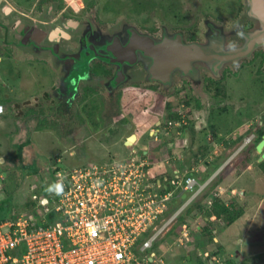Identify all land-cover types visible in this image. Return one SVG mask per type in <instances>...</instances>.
Wrapping results in <instances>:
<instances>
[{
  "label": "rangeland",
  "instance_id": "obj_1",
  "mask_svg": "<svg viewBox=\"0 0 264 264\" xmlns=\"http://www.w3.org/2000/svg\"><path fill=\"white\" fill-rule=\"evenodd\" d=\"M72 1L75 3L79 2L77 3V9H74L66 0H0V56H2V61L0 62V83L7 85L6 89L0 87V98L7 99L5 105H3L4 114L0 115V160H2L0 163V204L2 201L7 204L8 218L14 216V211L19 214L17 217L20 215L23 217L32 216L34 214L33 210L38 208L37 205L40 198H55V192H50L48 189L58 182L54 178L56 172H60L62 177L66 178L68 172L74 167L87 163H109L114 161L115 158L123 160L127 158L128 154L127 150H122L117 141L111 139V136L110 138L108 135L104 136L100 131H98V134L102 136L99 138H88L87 140H84L83 137L75 134V132L72 134L68 133L66 130L70 127L68 125L70 123L67 115L56 118L52 116L51 111H45L44 115H31V117L27 118L14 115L11 105L8 104L9 101L18 98L22 99L26 95L36 96L38 94L37 98H41L40 95L43 89L46 90L61 75V63L52 56L51 51L33 53V57L37 59H40L39 54H46L45 57L47 59L46 61H37L38 63L32 67L34 70L27 69L22 65L23 63H16L21 55H19V50L15 48L19 46L14 37L16 33L14 29L15 23L39 28L48 33L52 28L63 25L66 20L76 18L79 23L77 28L70 29L65 27L64 30L71 38L77 40L80 37V43L88 30L91 32L89 36L91 42L97 35L101 36L102 41L113 35H119L122 40H125L127 38L126 30L129 28H134L141 34H147L144 32L148 31L151 33V30L159 31L160 28L166 27L164 32H166L167 36L175 34L171 32L174 28L187 36L192 31L201 35L204 33V39L201 38L203 40L198 44L207 48L221 46L225 51L241 48L245 40L253 33L255 26H257L255 21L249 16L247 0H243L244 6L241 12L238 9L241 0ZM81 5L83 8H81ZM65 7L71 8L75 14L70 13L68 15L63 13ZM5 8L9 9L8 16H5ZM245 21L251 22L252 26L249 31L244 33L242 32V27ZM210 26L219 30V41L210 38ZM240 30L242 34H240ZM237 34L242 36V40L237 39V43H233ZM153 38L158 40L159 37L153 36ZM41 44L43 45L40 50H50L49 46L51 44L47 41L43 40ZM261 48L259 47L256 50ZM62 53L64 54V52ZM67 54L70 53L65 55ZM251 57L242 58L234 64L223 65L216 76L211 72L210 63L195 62L193 64L195 72L184 77L189 80L194 79L192 82L197 87H200L202 78L207 75L218 78L224 71L229 77L224 82L226 85V98L222 102L213 103L211 99L200 95L203 96L200 97V106L205 111L198 114L197 125H199L201 130L207 128L204 130L207 132L212 131V133V125L220 126L219 129L222 136L219 139L217 138L218 140L207 136L202 142L206 143L209 138L210 144L216 145L215 155L217 156L216 159L212 160L213 164H231L230 166L236 171L243 170L239 171L238 174L230 169L223 171L221 175L223 177L221 182L223 189L217 188V191L223 192L226 189L234 188L236 191L234 200L238 208L242 209L241 217L230 226H226L221 220L216 219L213 222L208 220L213 224L211 229H213L215 236L225 233L226 247H231L232 253L235 254L234 250L236 249L240 250L242 257L245 259L242 262L236 261L237 264H264V174L256 165V160L259 156L255 152L254 146L258 140L256 139L246 148L244 144L249 137L251 138V134L256 129L255 125L258 115H262V120L264 121V84L262 87V78H255L254 74L252 76L253 80L247 76L245 79L236 81L235 77L232 78L233 71L230 69H236L235 67ZM45 70L46 76L44 74ZM236 70L237 72H234V74L237 77H241L244 70L242 72L239 69ZM31 71L32 75L33 71L35 72L34 79H31ZM177 73L175 72L174 75ZM127 74L130 75L131 71L127 70ZM245 74L247 75V72ZM131 76L133 78L130 79L129 83L122 86L124 93L134 92L133 88H131L134 85L132 82H142L144 73L141 71L135 75L131 74ZM258 83L260 87H258ZM47 92L54 100V91L48 89ZM137 92V95L134 93L132 96H139L145 91ZM197 94L201 93L198 92ZM0 101L3 100L0 99ZM171 101H174V104L176 103L174 98ZM139 103L141 106L144 102L142 99H138L134 103L135 106H133L135 110L140 108ZM40 104L43 105L44 103ZM255 106V115L254 113L248 115L246 112L255 108ZM109 107L111 105H107L108 112L104 115V123L106 124L111 122L108 114H113L116 111H109ZM43 108L47 110L49 106L44 104ZM157 108H160L159 104ZM220 108H225L226 111L224 113L218 112ZM35 111L37 112V110ZM238 113L240 116L237 115ZM72 116L73 118L71 117L70 119H73L74 126L80 128L79 122L74 118V115ZM241 116L243 122L236 125L237 119H240ZM43 120L44 126H39V123ZM251 122H253L252 129L250 128V131H246ZM80 129L85 132L84 128ZM91 129H88V131L94 132ZM83 131H81V136L84 135L82 134L84 133ZM90 135L92 134L90 133ZM80 138H82V143ZM226 140L230 141V143L235 141V144H231L228 148L218 152V147ZM26 141H28V144L22 150V158L24 160L22 159L21 162V158L17 156L16 149ZM31 161H35L37 168V174L35 175L26 174L27 172L20 166L21 163L25 164V162L30 163ZM239 164H241V168L237 169L236 167ZM160 170V165L154 166V171L158 172ZM3 174H5L4 177ZM209 175H205V179L202 177V181L203 179L206 180ZM217 181L218 177H214L209 181L206 190L198 199L199 203H204L205 195H208L210 190L214 188L212 185ZM3 189L7 190L6 196H3ZM226 197L227 195L224 193L219 196V199L222 198L225 203H228L229 200ZM185 199L186 194H183L179 201L170 203L167 216L176 211ZM30 202L34 203L33 207L26 208L25 204ZM191 208L193 209V207ZM179 216L178 220L171 226L170 231L158 237L153 244L151 254H154V260L161 257L165 264H184L188 262L189 256L185 250L181 247L173 246L172 241L176 238L175 234L181 232L180 223H186L188 218L194 216L193 214H188L187 210ZM204 224L206 223H204L202 216L199 219L198 226H201L199 230L205 226ZM192 229H194V226ZM192 233L193 231L191 235ZM201 258L204 261L206 260L203 256ZM224 258L222 256L223 260Z\"/></svg>",
  "mask_w": 264,
  "mask_h": 264
},
{
  "label": "built area",
  "instance_id": "obj_2",
  "mask_svg": "<svg viewBox=\"0 0 264 264\" xmlns=\"http://www.w3.org/2000/svg\"><path fill=\"white\" fill-rule=\"evenodd\" d=\"M0 109L2 115V104ZM178 163L125 158L74 167L66 178L56 172L61 195L40 198L32 216L0 222V264H165L161 257L154 260L153 244L197 204L210 181L198 183L196 168L176 172ZM224 193L218 190L213 198ZM183 194L184 202L167 216L170 203ZM211 204L212 199L204 206ZM180 225L174 246L189 254L191 226ZM201 253L205 264H224Z\"/></svg>",
  "mask_w": 264,
  "mask_h": 264
},
{
  "label": "flooded vegetation",
  "instance_id": "obj_3",
  "mask_svg": "<svg viewBox=\"0 0 264 264\" xmlns=\"http://www.w3.org/2000/svg\"><path fill=\"white\" fill-rule=\"evenodd\" d=\"M66 1L74 9L78 8V1L76 3L72 0ZM243 6L244 1L241 0V3H239L238 6L240 12L242 11ZM81 8H83L82 5ZM70 9L71 8L65 7L63 13H67L69 15ZM74 14L75 13H73V15ZM72 21L78 22L76 18H70L66 20L63 25L56 26L51 29L50 32H53L55 29L61 30L63 35L60 38L49 40L47 37L43 39L44 41H47L49 44H51V46H49V49H52L51 51L53 52V54L57 53L58 56L60 55L61 57L66 53H70V55H77V51L80 52L82 50L80 37H78L77 40L71 38L70 36L68 38L65 37L64 28L68 25L70 26V22ZM246 21L243 23L242 27V32L244 33L249 31L252 26L251 22ZM165 29L166 27L160 28L159 31L151 30V33L148 31L144 33H147L152 37H159L158 40H160L164 37H168L166 32H164ZM126 32H129V29H127ZM171 32L175 34L169 36L170 38L173 36H178L181 38L184 44L200 43L205 37L204 33L201 35L198 32L194 31L189 33L187 36L186 34L180 32L178 29L174 28L171 30ZM242 32L240 30V34H242ZM240 34H237V37L235 38L233 43H237V39L242 40V36ZM210 38L212 40L219 41L220 32L217 33L212 29ZM56 45H58V51L54 52L53 48H55ZM50 50H42L40 51V53H46ZM62 52H64V54ZM52 56L57 59L56 56ZM39 60L46 61L47 59L46 57H43V59ZM124 67L126 68L125 74L127 79L122 84H116L114 82V79L117 75L118 67L93 59L89 61L87 71L90 79L86 81H84V79L78 82L76 86L77 92L74 93L70 91V94L72 95L71 97H58L57 99H54L55 103L66 101L65 114L69 117L68 121L70 123L68 124L70 127L66 130L68 133L72 134L73 132H75V134L83 137L84 140H87L88 138H99L102 135H108L109 138L111 136V139H114V141H117V143L120 144L123 151L127 150V158L130 159L146 157L150 160V162L158 164L164 161H169L170 159H174L175 161L180 160V163H178V165H176L175 167V171L180 173H183L187 169L190 170L196 168L195 166L192 168H185L184 163L187 161H191L192 163L194 161L195 165H197L199 163L204 164L205 162H211L213 160L212 158H216V148L214 147V144H210V139L208 138L206 143H202L203 139H206L207 136H210V138H216V136L212 133V131H210V129V132L204 130L207 128H203L201 130V128H199V125H197V120L199 119L198 114L205 111L200 106V97H203L200 95H204L206 98L211 99L213 103H219L225 100L223 99L222 101H217L213 97L212 93L208 92L207 90V86L212 85L210 83L209 85L207 84L208 80L215 81L220 77L214 78L213 76H204L202 78L200 87H197L194 86V83L192 82L194 79L189 80L184 78L187 75H192L193 72L191 73L189 71L184 73L183 71H178V73L174 75V73L177 71H173L171 72L170 79L168 80L164 79L160 81L144 79L142 82L133 81L132 83L134 85L131 86V88H133L134 92L124 93L122 86L128 84L130 79L133 78L131 74L135 75L137 72H145L144 65L139 61L131 64L130 66L125 65ZM235 68L241 70V72L242 70H244V72L241 74V77H237V75L234 74V72H237V70L234 68H230L231 71H233V75L231 76L232 78L235 77L234 79H236V81L245 79L247 78V76H249L250 79L253 80L252 76L254 74L255 78H262L261 85L263 87L264 49L261 48L254 51L250 59H245V62L241 63ZM127 70L131 71L130 75L127 74ZM246 72L247 75L245 74ZM223 73L225 72L223 71L222 74ZM228 78V75H226L225 80H227ZM56 80H54L53 84H56ZM225 80L223 81V84L226 87L224 83ZM53 84L51 85L53 86ZM51 85L48 89L52 87ZM258 87H260L259 83ZM143 90L145 92H143L139 96H132L134 93H136L137 95V91ZM198 92L201 94H197ZM173 98L176 102L175 104L173 103L174 101H171ZM133 99L135 100L132 101ZM138 99H142L144 103L141 106L139 103L140 108L135 110L133 106H135L134 103ZM158 104L160 105V108H157ZM107 105H111V107H109V111L112 112L113 110H116L113 114H108L111 118V122L108 124L104 123V115L106 112H108ZM126 106L129 110L126 109ZM72 115H74V118H76V120L79 122L78 124H80V128H84L85 132L78 126H74V122L72 121L73 119H70L71 117L73 118ZM252 126L253 122L248 125V130L246 131H250V128ZM255 126L256 129L254 133L251 134V138L249 137L248 141L244 142L245 148L250 146L251 143L257 139L258 131H264V121L262 120V115H258L257 123ZM77 127L78 129L76 130ZM90 128H92L94 132L88 131V129ZM81 131L84 132L82 133L84 134L82 136ZM98 131H100L102 135H99ZM90 133L92 135H90ZM192 135L194 136L196 141H201L202 147H212L210 148L211 151L208 156H204V158L199 156V151L197 150V148H195V150L191 153L187 151L191 146ZM132 136H134V138L130 141L129 139L132 138ZM263 136L264 134H262L260 139L256 142V145L254 146L255 152L256 146L259 142L262 141ZM217 137L219 139L220 135H218ZM81 139L82 138H80V140ZM77 141L80 143L79 140ZM127 142H129V146L125 145ZM229 143L230 141H228V144ZM222 147H218V152L220 151V149L221 151H223L224 149L228 148L225 146ZM263 150L264 147L262 149V152L260 154H257L259 157L256 160V165L262 163L264 160L263 158L262 161L259 162L261 155L264 153ZM160 171L163 172V174L165 175L164 177L169 178L168 173H166V171L162 169V167Z\"/></svg>",
  "mask_w": 264,
  "mask_h": 264
},
{
  "label": "water",
  "instance_id": "obj_4",
  "mask_svg": "<svg viewBox=\"0 0 264 264\" xmlns=\"http://www.w3.org/2000/svg\"><path fill=\"white\" fill-rule=\"evenodd\" d=\"M247 1L249 16L257 26L239 49L225 51L221 46L207 48L198 43L184 44L178 36L171 38L168 36L157 40L147 34L137 32L134 28H129L125 40H122L119 35H113L102 41L101 36L97 35L90 42L91 32L88 30L81 42L82 50L77 55L67 54L61 57L57 53L53 54L52 49L50 50L61 63V75L53 88L54 98H68L72 96L70 91L77 92V83L84 79V81L90 79L87 71L89 61L93 59L118 67L114 79L116 84H122L127 79L124 66H130L137 61L144 64L146 74L144 72L143 80H168L173 71L195 72L193 68L195 62L210 63L211 72L216 76L223 65L234 64L242 58L251 57L257 48L264 47V0ZM78 25V22L72 21L67 28L74 29ZM210 28L219 33V30L212 26ZM65 37H69L67 32H65ZM53 49L54 52H57L58 45ZM181 60L183 61L181 62ZM183 65L185 68L182 67ZM133 138L134 136L129 140L131 141ZM125 145L129 146V142ZM263 147L264 136L256 146L257 154L262 152ZM263 158L264 153L259 162ZM1 162L2 160H0ZM3 175L5 176V174ZM214 176L215 174L210 179ZM226 195L230 196L231 192H226Z\"/></svg>",
  "mask_w": 264,
  "mask_h": 264
},
{
  "label": "trees",
  "instance_id": "obj_5",
  "mask_svg": "<svg viewBox=\"0 0 264 264\" xmlns=\"http://www.w3.org/2000/svg\"><path fill=\"white\" fill-rule=\"evenodd\" d=\"M5 10H6L5 16H8L9 9L5 8ZM48 10H49V8H48ZM69 11L71 14L74 13L71 9ZM14 29L16 30L14 37L17 40L19 46H28L31 44L32 45H34V44L38 45L44 38L48 37L49 40L58 39L63 35L62 31L59 29H55L53 32L48 33L49 34L48 35V34H46L45 31H43L39 28L26 26L22 23H20V24L15 23ZM225 78H226V74L223 73L220 76V78H218L217 80H215V81L208 80V82H207L208 85H209V83L212 84V85L207 86L208 92L212 93L213 97L217 101H222L223 99L226 98V90H225V86L223 84V81L225 80ZM46 94L47 93L43 92L42 93L43 96L41 95L42 97L40 100H39V98H33L29 101L24 102V104H22V105L24 106V108H29L31 113H33V114L36 113L39 116L44 115L45 111H51L52 116H55L56 118H61V116L66 115L65 114V112H66V101L65 102L61 101L59 103H55L54 100L52 99L51 95L49 96ZM44 95L46 97H49L50 100L45 98ZM40 103H42V104L44 103L45 105L47 104L49 106V108L47 110H46V108L44 109L43 108L44 104L41 105ZM250 105H251V103H250ZM12 107L14 109H16L14 111H16L15 114H17V116L23 114L22 109L20 108L21 106L19 107L17 104H14ZM31 109H33V110H31ZM35 110H37V112ZM225 111H226L225 108H220L218 110V112H221V113H224ZM246 113L248 115H251V113H254V115H255L256 106H255V108L249 109V111H247ZM237 115H239V113ZM240 122H243L242 116L240 119H237V122L235 124L238 125V124H240ZM39 126H44V120L39 123ZM39 126H37V127H39ZM219 127L220 126H218V125L217 126L212 125L213 134L215 136H217L218 133H221ZM231 129H232V127H231ZM262 134H264V131H258L257 132V135H258L257 140L260 139ZM234 142H232L230 144H235ZM195 143H197V141L195 140L194 136L192 135L191 146H190L191 149ZM199 143H200V146H199ZM27 144H28V141H26L25 143H22L16 149L17 150V156L19 158H21V162L23 159L22 158V150ZM230 144L225 143V147H229ZM198 148H199V150H198L199 156H201L202 158H204V156L205 157L208 156L210 151H211V149L209 147H202L201 141L198 142ZM196 159H194V160H196ZM20 166L27 172L26 174H28V175L37 174L36 173L37 168L35 165V161H31L30 163L25 162V164L21 163ZM257 166L264 174V162L257 164ZM218 183H219V181L215 182L214 185H212V186L214 188H216V186L219 185ZM213 189H211L210 192L208 193V195H205V196H208L209 198L211 196H213L212 195ZM3 192H4L3 196H6L7 190L3 189ZM211 199H212V204L209 208H206L205 206L203 207L199 204H196L193 207V209L192 208L188 209L187 213L192 214L193 212H195L197 215L202 214L204 219H206L207 221L211 216H215V218L217 220H221L226 226L232 225L235 221H237L241 217L242 209L238 208V205L236 203L230 202V200L228 198H227L229 200L228 204H226L222 200V198L218 199V198L211 197ZM4 202L2 201L0 204V222L4 221L6 219L14 220L19 214H17V211H14V214H13L14 216L8 218V210H6L7 204H5ZM33 205H34L33 202L25 204L26 208L33 207ZM200 231L204 232L205 238L208 240V242H210V243L213 242V237H215V234H214L213 229H211V227L209 228V227L204 226L200 229ZM215 253L217 254L219 252H214V254ZM187 263H189V264H205V261L200 256H197L196 252L195 253L193 252L190 254V257L188 258V262H186L184 264H187ZM224 264H234V262L233 263L232 262H224Z\"/></svg>",
  "mask_w": 264,
  "mask_h": 264
},
{
  "label": "crops",
  "instance_id": "obj_6",
  "mask_svg": "<svg viewBox=\"0 0 264 264\" xmlns=\"http://www.w3.org/2000/svg\"><path fill=\"white\" fill-rule=\"evenodd\" d=\"M42 45L43 44H41V43H39L38 45H28V46H16L15 48L17 49V50H19V55H21L20 56V59L16 62V63H23L22 65H24L27 69H30V70H34L32 67L34 66V65H36L38 62V60L39 59H37V58H35V57H33L34 55H33V53L34 52H40L41 50H40V47H42ZM39 48H38V47ZM13 47V46H12ZM32 48H34V50H32ZM37 48V49H36ZM40 55V59H43V57H45V54L44 55H41V54H39ZM8 57V56H7ZM2 56H0V62L2 61ZM27 63V64H26ZM35 72L33 71V75H32V71H31V74L30 75H32V77H31V79H34L35 78V74H34ZM44 74H45V76L47 75L46 74V70L44 71ZM56 80V79H55ZM57 81V80H56ZM52 86V85H51ZM54 86H55V84H53V86L50 88L51 90H53V88H54ZM0 87H2V88H7V85H5V84H2V83H0ZM50 87V86H49ZM49 87H47L46 89L48 90V88ZM13 90V89H12ZM45 89H43V91H42V93L43 92H45L44 91ZM47 90H46V95H49L50 96V94H48V92H47ZM1 91V90H0ZM14 91V90H13ZM19 91V90H18ZM38 95V94H37ZM37 95L35 96V95H29V96H23L22 97V99H14V100H12V101H9V103L8 104H10L11 105V107L14 105V104H17L21 109H22V112H23V114L22 115H19V116H17V114H15L16 113V111H14V110H16V109H14L13 107H12V110H13V113H14V115L15 116H17V117H22V118H27V117H31V115H38V114H36V113H31L30 112V110H29V108H24V106L22 105V104H24V102H26V101H29V100H31V99H33V98H37ZM42 95V94H41ZM40 95V96H41ZM43 96V95H42ZM41 96V97H42ZM44 97L45 98H47L48 100H50V98L49 97H46L45 95H44ZM4 98V97H3ZM1 100H3V101H0V104H2V105H5V103H6V101H7V99L5 98V99H2V98H0ZM39 99H41V98H39ZM31 110H33V109H31ZM6 112V111H5ZM28 112V113H27ZM4 114V113H3ZM2 114V115H3ZM14 115H12V116H14ZM31 120V119H30ZM218 135H220V136H222L221 135V133H218L217 134V136ZM216 136V138H218ZM218 140V139H217ZM200 140H197V143H195L194 144V146H192V149L191 148H189V150H187V151H189L190 153L192 152V151H194L195 150V148H197V150H199V148H198V142H199ZM225 143H227L228 144V141H226ZM225 143H223L220 147H222V146H225ZM230 144V143H229ZM202 145V144H201ZM199 146H200V143H199ZM229 146H231V144L229 145ZM214 147H216V145H214ZM209 148H212L211 146L209 147ZM223 148V147H222ZM220 151H221V149H220ZM219 151V152H220ZM213 160L214 159H216L215 157L214 158H212ZM214 162L213 161H211V162H205L204 164L202 163H199V164H197V165H195V162L193 161V163L191 162V161H187V162H185L184 163V167L185 168H192V167H196V169H197V171H198V173L197 174H195V178H196V180L198 181V183H203V182H205L206 180H208V178H211L214 174H215V176L214 177H218V181H219V185H217L216 186V188H214L213 189V194L215 193V192H217V188H222L223 189V187L221 186V182H222V179H223V177L221 176L222 175V173H223V171H225V170H227V169H230L231 171H233V172H235V173H239V171L241 172V171H243L242 169H240V170H238V171H236L235 169H233L232 168V166H230L229 164H227V165H224V164H219V165H217L216 163L215 164H213ZM244 164V163H243ZM229 165V166H228ZM199 168V170H198V168ZM204 169H203V168ZM241 168V164H239L236 168L238 169V168ZM250 167V166H249ZM248 167V168H249ZM251 168V167H250ZM188 170V169H187ZM186 170V171H187ZM211 172V173H210ZM210 174V175H209ZM205 175H209L208 177H206V180H204L205 179ZM217 175V176H216ZM1 176V175H0ZM3 177H4V175H3ZM202 177H204V179H203V181H202ZM213 177V178H214ZM201 180V181H200ZM211 180V179H210ZM226 192H231V195L229 196V195H227V198L230 200V202H234V203H236V201L234 200V195H236V191L234 190V188H229V189H226L225 190ZM235 192V193H234ZM212 194V195H213ZM207 195V194H206ZM211 197H213V196H211ZM211 197L209 198L208 196H205V199H204V203L203 204H201V203H199L198 202V204L199 205H201V206H203L204 207V204H205V202L206 201H208V200H211ZM179 201V200H178ZM199 201V200H198ZM226 204H228V203H226ZM196 205V204H195ZM194 205V206H195ZM193 214V216L194 217H190V218H188L187 219V223H189L190 224V228H191V230L193 231V233H192V235L190 236L191 238H192V242H191V244H190V246H189V250H190V252H189V254H188V256L190 257V254L191 253H195L196 252V254H197V256H202L201 254V252H204V253H208V254H211L212 256H214V257H217V258H220V260H222L223 262H234V264H237V262L236 261H243L245 258H243L242 256L243 255H241V253H240V250L238 249H236V250H234V252H235V254L234 253H232V249H231V247H229V248H227L226 247V235H225V233H222V234H220L219 236H215V237H213V242L212 243H210V242H208V240L205 238V235H204V232L202 231H200L199 230V228L201 227H199L198 225H199V219L200 218H202V214H200V215H197L195 212H193L192 213ZM191 214V215H192ZM211 217H214L215 218V216H211ZM209 221H214V220H216V218L215 219H211L210 220V218L208 219ZM203 221H204V223H206V224H204L206 227H213V224H212V222H209V221H207L206 219H204V217H203ZM183 223H185V222H183ZM194 226V229H192V227ZM211 227V228H212ZM176 235V238H177V236H178V234L176 233L175 234ZM176 238L175 239H173V241H172V245L174 246V244L176 243ZM200 238V239H199ZM204 238H205V240H204ZM175 241V242H174ZM214 252H219V253H215L214 254ZM222 256H224L225 258H224V260L223 259H221L222 258ZM235 257H237L236 259H234ZM203 258H204V256H203ZM205 259V258H204Z\"/></svg>",
  "mask_w": 264,
  "mask_h": 264
},
{
  "label": "clouds",
  "instance_id": "obj_7",
  "mask_svg": "<svg viewBox=\"0 0 264 264\" xmlns=\"http://www.w3.org/2000/svg\"><path fill=\"white\" fill-rule=\"evenodd\" d=\"M0 111H2V109H0ZM48 191H50V192L54 191L55 194L61 195L62 192H63V187H62V185L60 183H57V184H55L53 186H50Z\"/></svg>",
  "mask_w": 264,
  "mask_h": 264
},
{
  "label": "bare ground",
  "instance_id": "obj_8",
  "mask_svg": "<svg viewBox=\"0 0 264 264\" xmlns=\"http://www.w3.org/2000/svg\"><path fill=\"white\" fill-rule=\"evenodd\" d=\"M182 61H183V60H181V62H182ZM182 67L185 68V65H183Z\"/></svg>",
  "mask_w": 264,
  "mask_h": 264
}]
</instances>
